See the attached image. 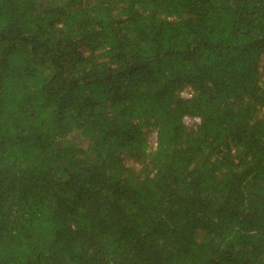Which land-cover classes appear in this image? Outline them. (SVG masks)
Instances as JSON below:
<instances>
[{"label":"trees","instance_id":"obj_1","mask_svg":"<svg viewBox=\"0 0 264 264\" xmlns=\"http://www.w3.org/2000/svg\"><path fill=\"white\" fill-rule=\"evenodd\" d=\"M0 264H264V0H0Z\"/></svg>","mask_w":264,"mask_h":264},{"label":"rangeland","instance_id":"obj_2","mask_svg":"<svg viewBox=\"0 0 264 264\" xmlns=\"http://www.w3.org/2000/svg\"><path fill=\"white\" fill-rule=\"evenodd\" d=\"M153 134L150 135V142L152 143L153 142Z\"/></svg>","mask_w":264,"mask_h":264}]
</instances>
